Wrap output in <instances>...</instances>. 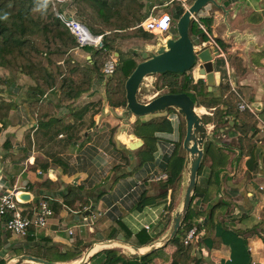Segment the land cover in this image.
I'll return each instance as SVG.
<instances>
[{
  "label": "crops",
  "instance_id": "crops-1",
  "mask_svg": "<svg viewBox=\"0 0 264 264\" xmlns=\"http://www.w3.org/2000/svg\"><path fill=\"white\" fill-rule=\"evenodd\" d=\"M223 1L217 0L215 6L200 16L209 41L193 37L201 47H213L218 40L224 45L223 48L219 45L221 57L215 64V85L211 91L208 86V90L219 97L223 94L221 85L230 86L236 96L239 94L252 104H260L259 110L255 109L264 123V0H226L225 4ZM171 32H174L173 21L164 35L170 33L168 36L174 37ZM89 49L76 48L69 55L74 62L87 67L92 60ZM151 49L154 47L148 46L146 50ZM240 66L243 71L237 74ZM3 74L8 76L3 100L14 108L0 122V194L11 191L30 194L31 200L20 207L31 212L42 198H54L55 216L45 229L32 228L27 238L12 235L1 223L0 264H18L23 256L47 260L49 247L67 254L66 261L53 262L79 264L94 244L109 240L106 235L111 228L117 230V237L110 240L142 251L166 237L182 207L188 178L187 154L183 147L178 156L183 157L185 163L174 197L172 189L163 188L167 181L153 179L164 173L169 177L167 164L182 137L179 114L167 117L175 133L151 134L157 151L153 159L147 156L148 162L142 164L140 152L145 141L135 133V123L147 121V117H129L124 107L112 106L108 99V80L104 77L94 78L90 91L78 99L61 104L59 90L43 93L31 76H12L7 71ZM35 101L56 107L53 121L40 123L31 112L30 105ZM200 108L205 109L204 116L213 117L214 109ZM55 120L60 122L58 129L62 132L58 137L54 135ZM228 120V125L218 126L222 141L213 144L227 160L215 164L210 183L214 162L204 156L206 165L198 175L197 186L203 191L195 192L192 204L190 227L197 229V237L191 244L192 256L198 264H264V133L258 122L253 138L254 148H259L257 162L250 172L246 163L254 148L249 155L242 152L236 129L240 124L234 117ZM159 121L162 120H152ZM124 124L128 125L127 130ZM207 127L209 131L216 128L214 124ZM74 133L78 134L74 141L68 139L72 140L68 144V136ZM185 137L186 133L184 140ZM140 142L143 145L139 149H130L132 143ZM52 155L60 157L67 165L66 172L59 166H50L48 172L39 166L38 160L51 163ZM137 169L142 170L136 181L124 180ZM50 177L58 185L54 192L41 186ZM119 180L121 183L114 193ZM70 192L79 195L71 207L63 203V196ZM146 238L151 241L143 245L142 240ZM173 240L152 253L147 264H173V254L180 246ZM39 250L42 257L35 255ZM112 250H117L125 259H133V253L123 248ZM106 251L109 250L96 251L86 264H104L108 259ZM21 264L35 263L24 261Z\"/></svg>",
  "mask_w": 264,
  "mask_h": 264
},
{
  "label": "trees",
  "instance_id": "trees-1",
  "mask_svg": "<svg viewBox=\"0 0 264 264\" xmlns=\"http://www.w3.org/2000/svg\"><path fill=\"white\" fill-rule=\"evenodd\" d=\"M71 5L77 13V19L92 33L105 35L104 42L107 51L87 48L92 52V68L74 62L69 55L72 50L78 48V43L68 28L57 18V13L61 12L62 6L56 0H0V17H3L5 13L7 14V19H0V68L5 69L12 76L23 74L33 77L38 90L43 93L52 89L59 90L61 93L60 103L64 104L89 92L95 78L94 74L101 71L102 59L107 58V61L111 55L118 54L119 66L115 77L113 76L112 81L108 83V99L114 107H126L125 85L139 63L134 57L123 54L118 48L115 51V43L119 39L151 37L149 33L137 29L143 19L140 15L144 7L143 4L139 0H71ZM190 32L192 37H200L202 42L209 41L208 35L195 23L191 24ZM216 42L223 48L224 45L220 40ZM242 71L243 68L240 66L237 69V74L242 73ZM159 76L163 78V88L169 89L168 94L186 93L197 103L198 107L202 106L208 110L214 109L213 117L205 116V120L206 124L215 125V132L220 129L218 126L229 124L228 118L234 117L240 124L236 126V129L240 134L239 142L242 152L246 155L251 153L256 145L253 138L258 131V120L249 111H240V99L231 91L230 86L221 85L223 94L217 97L209 92L204 79L195 82L191 71L184 74L166 73ZM0 80L1 88V85L6 84L7 81L1 78ZM30 107L32 114L37 115L41 124L50 123L54 120L56 109L54 105H43L39 101H35ZM13 108L12 104L0 99V122L8 117ZM54 125V129L57 130L54 135L58 137L62 133L61 129H58L60 122L55 120ZM168 125H170V121L167 118H163L159 122L138 120L135 123V133L145 141V146L140 152L142 164L145 162V155L149 159H153V154L157 151L156 141L151 134L169 132ZM69 129H74V127H69ZM0 132H2L1 127ZM77 134L69 135L67 143L70 144L72 140L74 141ZM71 138L73 139L68 140ZM213 147L215 146L212 143H207L205 147L206 157ZM179 149L178 144L168 161L167 172L169 177L163 187L166 190L172 189L173 197L177 184L181 180L185 163V159L178 156ZM38 164L46 172L52 165L61 167L64 172L67 171V165L55 155H52L51 163L38 160ZM211 168L212 175L208 181L210 183L216 170L215 163ZM203 169L204 163L199 175ZM41 186L50 192L58 189L53 178H49ZM201 191L203 189L197 186L195 192ZM78 198L77 193L70 192L63 196V203L71 207ZM195 198L196 195L193 197L183 227L173 240L180 245L173 254V264H198V261L192 256V246L184 245L183 240L185 238L184 232L191 230L190 220L193 215L192 204ZM101 220L102 218L97 223ZM137 236H140V233ZM116 237L117 230L111 228L106 238L110 240ZM150 241V238H146L142 240V244H149ZM105 253L108 259L104 264H147L153 257V255H149L130 260L119 255L117 250H109ZM40 254L39 250V253L35 255L41 257ZM46 259L51 262L66 261L67 254H62L59 250H53L49 247L46 251Z\"/></svg>",
  "mask_w": 264,
  "mask_h": 264
},
{
  "label": "water",
  "instance_id": "water-1",
  "mask_svg": "<svg viewBox=\"0 0 264 264\" xmlns=\"http://www.w3.org/2000/svg\"><path fill=\"white\" fill-rule=\"evenodd\" d=\"M211 3L216 4L214 0H195L193 4L184 11V14L180 17L176 25L177 37H171L168 36L170 34H167V38H164V43L159 44L158 49L146 51L148 58L137 65L125 85L127 99L125 115L143 118L166 114L172 109L185 120L186 137L183 143V149L187 154L185 169L188 178L181 209L173 218L171 228L166 237L151 245L148 250L142 251L132 245L121 243L116 240L102 241L101 243L94 244L93 247L85 253L79 264H86L96 252V246L102 244H119L123 247L133 249L135 253L131 254L133 259L130 258V260L149 256L155 251L164 248L170 241L175 239L182 228L196 191L199 171L205 156L206 144L212 143L216 145V142L213 139V134L210 133L205 124L204 119L198 113L197 103H195L188 94H165L157 96L148 103L140 102L138 95L142 84L150 76L166 73L184 74L196 68L198 69L199 75L206 78V82L211 91L212 87L215 85V64H217L218 59L221 57V51L215 47H198L190 32L193 16L199 15V13ZM116 56L119 55L117 54ZM253 106L259 110L260 104L254 103ZM123 128L127 130L128 125L124 124ZM119 133L121 134V131H119ZM142 145L141 142L132 143L130 149L137 150ZM258 149L259 148L256 147L252 150L251 156L246 163V168L250 172L254 171ZM18 199L22 203H28L31 200V196L27 193H21L18 195ZM105 250L112 249H102V251ZM24 261H30L35 264H58L32 256H23L18 264Z\"/></svg>",
  "mask_w": 264,
  "mask_h": 264
},
{
  "label": "built area",
  "instance_id": "built-area-1",
  "mask_svg": "<svg viewBox=\"0 0 264 264\" xmlns=\"http://www.w3.org/2000/svg\"><path fill=\"white\" fill-rule=\"evenodd\" d=\"M61 5L65 4L69 0H56ZM171 2H182V0H170ZM184 5V4H183ZM158 7L152 8V13L147 19L138 26L145 32L153 35H164L170 30L172 24V17L165 13L162 16H155L154 13ZM57 18L68 28L70 33L76 38L78 43V49H94L107 51L106 44L104 42L105 35H96L92 33L83 23H81L76 16V13L68 7L62 8L61 12L57 13ZM202 19L199 15L193 16L192 22L197 24L201 30L206 32L205 27L202 24ZM220 50L217 43L212 45ZM119 59L116 55L111 57L105 62L102 69V76L105 79L112 78L118 69ZM237 96L240 99L239 109L240 111H249L255 116L259 122L261 132L264 133V123L259 118L258 112L252 103L246 101L239 94ZM51 178V177H50ZM154 181L162 182L168 180L167 174H162L158 177H154ZM263 189V188H262ZM19 193L11 191L9 193L0 194V224L4 223L6 230L14 236L20 238H27L30 235V230L45 229L48 222L55 216L54 211V198H42L37 208L31 212L23 210L20 205L25 204L19 201ZM73 233L70 232V235ZM197 237V229L190 230L185 238L184 245H191L194 243Z\"/></svg>",
  "mask_w": 264,
  "mask_h": 264
},
{
  "label": "rangeland",
  "instance_id": "rangeland-1",
  "mask_svg": "<svg viewBox=\"0 0 264 264\" xmlns=\"http://www.w3.org/2000/svg\"><path fill=\"white\" fill-rule=\"evenodd\" d=\"M139 1L144 6L143 9L140 12V15L143 17L142 22L145 20V17H149L151 15L152 8L154 6H156V5H158L159 7L155 11L154 15L159 17V16H162L165 13L169 14L172 17L173 25H174V32L173 33L171 32V35L173 34L175 37H177L176 25H177L180 17H182V15L184 14V11L186 9H188L193 4V2L195 0H182L181 3L180 2H171L170 0H168V1H166V0H139ZM214 1H215V3L217 2V0H214ZM224 1H226V0H224ZM225 3L226 2H224V4ZM61 6H62V8L63 7L64 8L68 7L69 9L73 10L76 13V11L72 8L71 0H69L68 2H66L65 4H63ZM213 6H215V4H213V3L208 5L202 12L199 13V16H201L202 13L206 9H208L210 7H213ZM76 16H77V13H76ZM255 19H257V18H255ZM137 29H141V28H138V26H137ZM168 34H170V33H168ZM150 35H151L150 38L131 37V38H127V39H119L115 43V51H116V48H118V50H120L123 54L132 56V57H134L136 59V61L138 63H141V62H143L144 60H146L148 58V56L146 54V51H147L146 49H148V46H151V47L153 46L154 49L156 50V49H158V46H159L160 43H164L163 42L164 38H167L166 37L167 34L162 36V37H161V35L160 36H158V35L155 36L153 34H150ZM198 47H201V46H198ZM151 51H152V49H151ZM91 54H92V52H91ZM110 54H112V53H110ZM106 59L107 58L102 59L103 60L102 63H101L102 64L101 65L102 68H103V66L105 64L104 62H106ZM87 67L92 68V64L88 65ZM102 68H101V71L99 73L96 72L94 74L95 78L96 77H103L102 76ZM196 70H197V68L191 70V72L193 73V77L195 79V82H197L199 79H205L204 77H199V76H201V75H199V73L198 74L197 73L194 74ZM4 72H6V70L3 69V68H0V73H1L0 78L3 79V80L8 77L6 74H3ZM150 77H148L144 81V83L142 84V86L140 88L138 99L142 103H148L151 100H153L154 98H156L157 96L165 95V94H168V92H169V89L163 88V78L162 77H160L159 75H154V76H150ZM107 80H108L107 82L109 83V82L112 81V78L107 79ZM5 81H6V79H5ZM5 86H6V84H2L1 88H0V99L1 100L4 99L3 98L4 97L3 95H5L4 91L7 90ZM124 109H126V107H124ZM199 109H200V107H198V110ZM175 113H176V111L171 110V111H168L166 114H162V115H158V116H148L147 117V121H144V122H152V120H156V121L157 120H163V118H167L170 115H173ZM199 115L204 119V122L206 124V120H205L204 114H200L199 113ZM148 119H150V120H148ZM179 119H180V121H179L180 133H181L182 137H181L180 142L178 144L180 146V149H182L183 146H181V144H183L184 136H185V133H186V123H185V120L180 115H179ZM206 125L209 126V124H206ZM167 127H168V131H169L167 133H170V134L175 133L174 132L175 128H174V126H173V124L171 122H170V125H168ZM210 131L213 134L214 141H216L217 143L222 141L220 129H218L216 132H215L214 129H211ZM152 136H151V138H152ZM208 156H209V158L212 159V161L215 164L217 162H218V164H220V163L223 164L227 160L226 156L222 155L215 147L210 149V151L208 153ZM144 160H145L144 163L146 164L148 162L146 155H145ZM145 167H147V165H145ZM141 170L140 169L135 170L132 174L127 175L126 177H124V180L126 179V181H130V182L136 181L139 178L140 174H141ZM120 183H121L120 180L116 183V185H115V187L113 189L114 193H115L116 189L119 187ZM112 192L113 191H111L110 194ZM34 248H36V247H34ZM40 255L42 257V254H40Z\"/></svg>",
  "mask_w": 264,
  "mask_h": 264
},
{
  "label": "bare ground",
  "instance_id": "bare-ground-1",
  "mask_svg": "<svg viewBox=\"0 0 264 264\" xmlns=\"http://www.w3.org/2000/svg\"><path fill=\"white\" fill-rule=\"evenodd\" d=\"M199 76V75H198ZM151 78V77H150ZM198 112L200 113V114H204L205 113V109L204 108H200L199 110H198ZM125 141H127V139L124 137L123 138ZM109 248H111V249H114V248H123V249H125L126 251H128L129 253H135V251L133 250V249H130V248H128V247H123V246H121V245H119V244H112V245H105V244H102V245H98V246H96V248H95V251H100V250H102V249H109Z\"/></svg>",
  "mask_w": 264,
  "mask_h": 264
},
{
  "label": "clouds",
  "instance_id": "clouds-1",
  "mask_svg": "<svg viewBox=\"0 0 264 264\" xmlns=\"http://www.w3.org/2000/svg\"><path fill=\"white\" fill-rule=\"evenodd\" d=\"M0 19H7V14L5 13L3 17H0Z\"/></svg>",
  "mask_w": 264,
  "mask_h": 264
}]
</instances>
